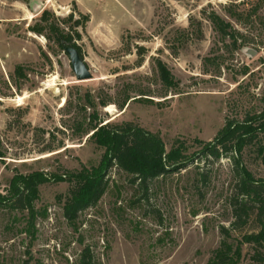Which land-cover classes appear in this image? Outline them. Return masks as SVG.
Instances as JSON below:
<instances>
[{"label":"rangeland","instance_id":"374dc122","mask_svg":"<svg viewBox=\"0 0 264 264\" xmlns=\"http://www.w3.org/2000/svg\"><path fill=\"white\" fill-rule=\"evenodd\" d=\"M45 12L74 36L92 79L77 82L51 32L32 30L45 27ZM212 12L238 32L239 50L222 41L207 18ZM157 60L178 91H166ZM127 91L135 98L123 111L99 107L100 117L159 134L167 151L183 141L195 161L152 182L149 199L136 204L137 185L113 168L98 204L69 224L61 198L72 185L53 176L97 166L104 153L77 133L80 107L88 94L122 101ZM140 93L152 101L138 100ZM263 110L264 0H0V192L7 194L16 175L50 179L39 188L32 233L27 211L0 207V264H78L86 246L99 264H209L224 240L237 244L260 225L254 209L241 232L232 229L233 159L204 158L199 143L213 142L228 118ZM243 165L264 179L254 152L245 151ZM242 249L240 264H264L251 245Z\"/></svg>","mask_w":264,"mask_h":264},{"label":"trees","instance_id":"16d2710c","mask_svg":"<svg viewBox=\"0 0 264 264\" xmlns=\"http://www.w3.org/2000/svg\"><path fill=\"white\" fill-rule=\"evenodd\" d=\"M45 12L42 19L46 21L45 27L32 29L38 34H43L48 29L60 47L64 41L71 43L82 56L81 48L71 33H64L57 24L50 23ZM215 31L222 41H231L233 50H239V34L232 25L225 21L216 12L207 15ZM80 22L73 25L79 27ZM76 36L80 38L79 33ZM50 38V37H49ZM83 57V56H82ZM156 73L167 92L178 91L179 83L161 60L156 61ZM16 74L25 77L24 67L18 65ZM179 93V92H178ZM122 101H114L111 97L100 98L98 102L90 95H86L83 106L80 107L81 119L76 122V131L81 137L89 136L98 147L104 150L97 166L87 167L82 164L76 171L67 175H54L57 181H67L72 186L63 201V214L69 224L75 225L79 216L86 209L98 204L108 189V175L113 168L128 174L130 183L137 185L139 197L133 203L147 201L149 185L170 173L179 172L195 161V155L187 153L186 143L176 141L170 151L159 134L151 133L131 122L112 123L100 117L99 107L105 108L116 105L121 111L130 103L132 97L127 91ZM138 100H148L147 93H140ZM81 104V103H80ZM81 104V105H82ZM88 109L91 113H88ZM85 113V115H84ZM106 122V123H105ZM201 153L204 158L219 159L223 155H231L237 176L236 194L232 199L234 222L232 229L241 232L254 212L257 210V221L260 229L257 232L246 233L237 244L224 240L215 252L209 264H240L243 246L248 244L253 247V258L264 263V179H257L243 165V155L246 150L254 152L264 165V110L261 113L248 114L243 121L227 119L225 126L219 131L213 142L203 143ZM0 157H4L0 149ZM50 179L40 172L28 176L16 175L10 184L7 194L0 192V207L10 210L28 212L26 232L32 233L34 220L38 211L35 202L39 199V188ZM232 229L221 227L224 236L230 237ZM78 264H99L91 248L86 246L80 253Z\"/></svg>","mask_w":264,"mask_h":264},{"label":"water","instance_id":"95a60500","mask_svg":"<svg viewBox=\"0 0 264 264\" xmlns=\"http://www.w3.org/2000/svg\"><path fill=\"white\" fill-rule=\"evenodd\" d=\"M64 51L68 54L71 59L72 67L75 73L77 82H84L93 78L84 58L80 55L78 50L66 41L62 43ZM247 54L251 56L255 54V51L249 49L246 50Z\"/></svg>","mask_w":264,"mask_h":264},{"label":"bare ground","instance_id":"6f19581e","mask_svg":"<svg viewBox=\"0 0 264 264\" xmlns=\"http://www.w3.org/2000/svg\"><path fill=\"white\" fill-rule=\"evenodd\" d=\"M110 107H111V106H110ZM110 107H109V108H110Z\"/></svg>","mask_w":264,"mask_h":264}]
</instances>
